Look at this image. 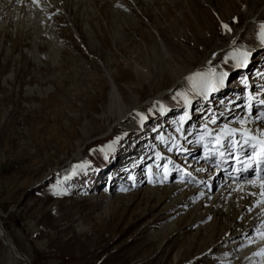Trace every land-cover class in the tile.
<instances>
[{"label": "rangeland", "instance_id": "obj_1", "mask_svg": "<svg viewBox=\"0 0 264 264\" xmlns=\"http://www.w3.org/2000/svg\"><path fill=\"white\" fill-rule=\"evenodd\" d=\"M40 1L15 6V18L0 23V221L6 231L33 264H222L224 248L213 255L198 248L209 233L191 242L197 227L185 229L190 204L165 220L158 213L141 220L155 205L144 192L158 187L154 181L166 160L155 158L158 151L147 156L149 146L142 156L134 150L141 137L165 145L164 155L180 151L173 144L199 141L191 121L184 126L183 105L197 109L200 101L178 86L179 107L168 92L172 73L198 67L214 45L226 44L238 30L249 51L246 66L216 70H224L228 89L241 83L237 75L245 68L251 69L252 84L263 87L264 51L252 31L264 26V0H65L64 10L52 14L37 10L45 0ZM227 75L236 77L228 81ZM113 82L125 105L137 96L153 142L142 128L115 126L109 111ZM236 97H230L238 101L232 105L241 101ZM223 98L222 117L231 118ZM79 147L82 157L76 159ZM127 156H136L131 167L137 170L141 162L157 165L149 176L145 168L136 173L128 169ZM120 168L126 170L115 189L104 192ZM175 178L169 184H178ZM223 225L218 221L215 227ZM239 249L234 255H242Z\"/></svg>", "mask_w": 264, "mask_h": 264}, {"label": "bare ground", "instance_id": "obj_2", "mask_svg": "<svg viewBox=\"0 0 264 264\" xmlns=\"http://www.w3.org/2000/svg\"><path fill=\"white\" fill-rule=\"evenodd\" d=\"M32 1L34 0H31V4ZM70 1L71 0H69V2ZM28 2L29 0H0V18H2L0 20V23L2 21L4 23L8 22L9 18L11 19V17L15 18L16 15L13 14L15 13L14 10L16 9L15 6L19 4L21 5L23 4L26 6ZM64 2L65 0H45L40 4L38 3L39 4V6L37 7L38 9L37 8L34 9L45 11L48 14L58 13V12L60 13L61 9L64 10L63 9V6H65ZM36 6L37 5H34L33 7ZM71 8L72 10H74L76 6L72 5ZM42 15L41 17L40 16L39 17L42 18ZM242 32H243L242 30H238L234 35L230 37L228 42H226V44L224 45L223 44L214 45L205 55L204 59L202 60V62L198 67L189 68V69H185V68L181 69L178 67L176 71H173L172 73L173 74L172 77L174 80L173 88H170L168 92L170 93L173 92L172 97L175 103L179 107H181L183 102L181 98L174 92L175 89H178V86H182L192 95L197 96L198 97L197 101H200L199 103L202 104V109L204 110L208 106V104H206V102L204 101V99L207 97V94L210 93L212 95L219 94L217 96L218 98H220V95L223 93L222 94L223 96L225 97L229 96V98L231 97L232 99H234L233 98L234 94L236 92L239 93V91L241 90L240 87L242 88L244 85H241L239 87V85L236 84L235 86L232 85L231 88L228 89V85L225 82L224 70H222V72L218 71L216 70V66H219L220 68L221 65H226L231 69H235L240 66L241 67L246 66L245 61L248 60L249 51L248 49H246L245 45L240 43L241 42L240 40L242 39ZM262 32H264L262 26L260 25L254 26L252 31V35H253L252 40L254 42L255 39L256 41L255 44H257V47L261 48L262 51H264V35H262ZM160 47L162 52L165 54L166 51L164 45ZM255 60H258V58H255ZM238 75H237L238 77L237 79H239L242 76V75L241 76ZM234 77L236 76L233 75V77H229L227 75L226 79H228V81L230 80L232 81L233 80L232 78ZM226 91H228V93L224 94ZM260 93L264 95V93H262V90H260ZM151 101L152 99H150V102ZM218 101L219 100L216 99L215 103L217 107H220V103ZM109 107H110L109 109L110 115L115 117V123H114L115 126L120 127L124 131H131V132L135 130L138 131L142 128L143 125L145 126L144 124L145 122L148 125L147 121H145L142 124V120H144L141 114L142 104L138 102L137 96L135 95L132 96V103L129 106L125 105L119 95V92L114 82L110 91ZM220 112H222V116L225 115L223 111ZM262 119H264V117H262ZM188 120L191 121L194 120L193 115L191 116L189 114ZM204 120L205 122H209V115H206L204 117ZM224 120L234 121V119L229 117ZM238 128L247 129L253 134L260 133L264 135V126L260 124L253 125L251 123H247V124H243L242 126H239ZM238 128L232 129L231 127H229V130L233 132V131H237ZM195 132L196 130L194 131V134ZM138 142L144 143L146 142V139L141 137V139L137 141V143ZM260 148L264 150V143H260ZM80 149L81 147H79L77 151L78 154L76 155V159L82 157V152H80L81 151ZM242 149L243 152L246 154L248 148L246 147L245 143L242 144L238 153H241ZM181 150H184L185 152ZM181 150L180 151L173 150L174 151L173 154L169 153L168 155H165L163 158L160 157L159 155L160 150H158V152L156 153L155 158H157L158 161L159 160L163 161L165 159L166 162L167 161L169 162L170 158H177V157L182 158L184 156H188L187 157L188 159L187 160L184 159L185 157L182 160L172 159L171 162L168 164L169 172L167 174L166 172H164L163 174H161L162 176H159L158 180L154 181V184L158 183L157 184L158 187L152 189L148 188L144 192V195L150 196L147 199L151 201H155V205L153 207H150L145 212L146 214L141 220H144L148 216L155 213H158L159 215L158 219L165 220L168 214L173 213L177 215L178 210L180 208H187L188 205L190 204L193 210L188 216V222H187L188 224L186 225L185 229H189V228L196 229L197 227L191 242L196 241L198 237L201 236L203 233L204 235H206L205 233H209L207 235V238H205V240L202 242V244L199 247L196 244V246L199 249H203L202 251H204L206 248L207 249L210 248L208 253H210V255H213L215 252L220 251L222 248H224L223 249L224 251L221 254V256H227V257L218 258V263L221 262L222 264H247V261L249 262L251 261L252 264H264V181L253 183L252 185H254V187H252L250 184L244 182L245 178H247L248 176L246 173L243 172V170H239V172L235 175L232 172L226 173L227 165H229L232 162V159H229L227 160V164L222 166L221 170L217 172V174H215V172H211V169L206 168V166L199 167L195 165V169H193V171H191L190 169L189 171L191 175L196 176V178H198L199 180H196L194 178L191 179V176L186 174V176L182 179V181H179L178 184L177 183L176 184L173 183V185L169 184L168 179L171 180L172 177L177 175L181 167L185 166L184 164L189 163V159H192V157L195 156L194 151L197 152L199 150V147H193V148L191 147L190 151L188 150V152H186L184 147ZM147 151H148V147H144L140 153L141 156ZM228 152L232 154L231 149H228ZM178 153H180V155H178ZM133 158H136V156L135 157L127 156L124 157L123 159H129L128 161L126 160L127 161L126 165L131 167ZM210 160L211 159H209V161L208 159H205L204 161L210 162ZM201 161L203 162V159ZM149 163L150 162H147V164ZM190 166L193 167L194 163L192 162ZM262 166H264V164H262L261 167ZM239 168H241V166H239ZM125 170L126 169L120 168L119 172L116 173V177L112 179L109 189L107 187L106 191L104 192L109 193L112 192L111 190L115 189L117 184L116 180L121 179V176L124 175L123 173ZM261 171L264 172V168L261 169ZM150 173L151 172L148 173V176L150 175ZM165 176L167 180L165 179ZM220 176H224L226 179L222 180L220 179ZM143 182L144 179L142 178L141 180H139L137 186L141 185ZM190 184L197 185L199 189H195L194 191L191 192L189 190V187L187 186ZM122 187H121L122 188L121 191H125L127 189L126 185H123ZM132 198L128 197L127 199L129 202H132V200L135 197L133 199ZM194 201H196L195 205H193ZM223 203L229 205L226 208V212L220 213L218 209L219 206H221V204ZM206 206H208V208L205 210L204 208ZM222 207L220 208L222 209ZM233 208L235 209L237 208L236 209L237 212H234L235 209ZM184 211L181 210V212ZM108 213L113 215V210L110 208L108 210ZM213 214H215L216 217L213 218L212 217ZM228 215L229 216L234 215V217L227 218ZM207 220H210V224L208 226L212 227V230L207 225L203 226L202 228L199 226V224ZM218 221H223L225 224L221 229H217L215 227L218 224ZM171 230L172 229H170L168 232H171ZM228 232L230 233L228 234ZM219 235L221 238L220 242L216 243V237ZM16 239L17 237L13 236L10 232L6 231V229L2 225V222L0 221V264H33L29 255L24 250H22L20 246L17 245ZM239 248L242 249V251H244L243 253H241L242 255L241 256H239V254L234 255V252L238 251L237 249Z\"/></svg>", "mask_w": 264, "mask_h": 264}, {"label": "snow or ice", "instance_id": "obj_3", "mask_svg": "<svg viewBox=\"0 0 264 264\" xmlns=\"http://www.w3.org/2000/svg\"><path fill=\"white\" fill-rule=\"evenodd\" d=\"M225 27L227 28V26L225 25ZM262 29H264V26H262ZM262 35H264V32H262ZM197 75H199V74H197Z\"/></svg>", "mask_w": 264, "mask_h": 264}]
</instances>
